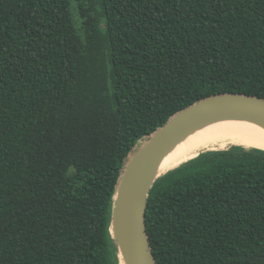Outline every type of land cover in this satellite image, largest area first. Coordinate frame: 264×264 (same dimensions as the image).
Returning <instances> with one entry per match:
<instances>
[{
	"label": "trees",
	"instance_id": "16d2710c",
	"mask_svg": "<svg viewBox=\"0 0 264 264\" xmlns=\"http://www.w3.org/2000/svg\"><path fill=\"white\" fill-rule=\"evenodd\" d=\"M226 94L264 100V0H0V264H118L128 154ZM144 227L155 264H264V152L165 174Z\"/></svg>",
	"mask_w": 264,
	"mask_h": 264
},
{
	"label": "water",
	"instance_id": "95a60500",
	"mask_svg": "<svg viewBox=\"0 0 264 264\" xmlns=\"http://www.w3.org/2000/svg\"><path fill=\"white\" fill-rule=\"evenodd\" d=\"M101 26L104 30L103 23ZM229 119L249 121L264 130V100L243 94L201 99L177 111L128 154L110 210V234L118 264H155L145 232L144 209L150 189L161 178L153 180L158 160L193 129Z\"/></svg>",
	"mask_w": 264,
	"mask_h": 264
},
{
	"label": "bare ground",
	"instance_id": "6f19581e",
	"mask_svg": "<svg viewBox=\"0 0 264 264\" xmlns=\"http://www.w3.org/2000/svg\"><path fill=\"white\" fill-rule=\"evenodd\" d=\"M229 147L264 152V130L245 120H218L200 125L180 138L158 160L153 180L194 161L202 153Z\"/></svg>",
	"mask_w": 264,
	"mask_h": 264
},
{
	"label": "rangeland",
	"instance_id": "374dc122",
	"mask_svg": "<svg viewBox=\"0 0 264 264\" xmlns=\"http://www.w3.org/2000/svg\"><path fill=\"white\" fill-rule=\"evenodd\" d=\"M138 145V144H137Z\"/></svg>",
	"mask_w": 264,
	"mask_h": 264
}]
</instances>
